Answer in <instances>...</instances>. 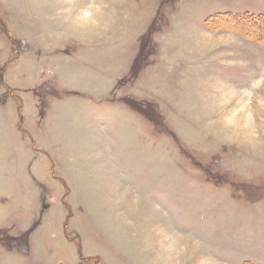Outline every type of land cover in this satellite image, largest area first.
Masks as SVG:
<instances>
[{
    "label": "rangeland",
    "instance_id": "1",
    "mask_svg": "<svg viewBox=\"0 0 264 264\" xmlns=\"http://www.w3.org/2000/svg\"><path fill=\"white\" fill-rule=\"evenodd\" d=\"M0 264H264V0H0Z\"/></svg>",
    "mask_w": 264,
    "mask_h": 264
},
{
    "label": "trees",
    "instance_id": "2",
    "mask_svg": "<svg viewBox=\"0 0 264 264\" xmlns=\"http://www.w3.org/2000/svg\"><path fill=\"white\" fill-rule=\"evenodd\" d=\"M257 28L259 29V30H261V25H260V22L258 21V23H257ZM261 33V32H260Z\"/></svg>",
    "mask_w": 264,
    "mask_h": 264
}]
</instances>
